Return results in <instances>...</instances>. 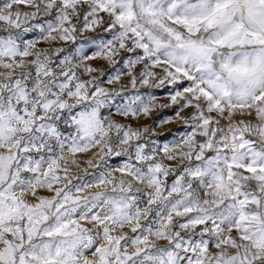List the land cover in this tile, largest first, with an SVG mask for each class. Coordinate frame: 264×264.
Here are the masks:
<instances>
[{
  "label": "snow or ice",
  "instance_id": "obj_1",
  "mask_svg": "<svg viewBox=\"0 0 264 264\" xmlns=\"http://www.w3.org/2000/svg\"><path fill=\"white\" fill-rule=\"evenodd\" d=\"M0 264H264V0H0Z\"/></svg>",
  "mask_w": 264,
  "mask_h": 264
}]
</instances>
